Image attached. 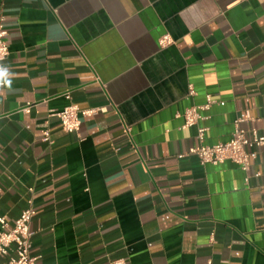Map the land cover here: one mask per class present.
I'll use <instances>...</instances> for the list:
<instances>
[{
    "label": "crops",
    "instance_id": "obj_1",
    "mask_svg": "<svg viewBox=\"0 0 264 264\" xmlns=\"http://www.w3.org/2000/svg\"><path fill=\"white\" fill-rule=\"evenodd\" d=\"M0 24V215L31 197L34 264H264V144L247 170L190 152L264 135V0H0Z\"/></svg>",
    "mask_w": 264,
    "mask_h": 264
},
{
    "label": "built area",
    "instance_id": "obj_2",
    "mask_svg": "<svg viewBox=\"0 0 264 264\" xmlns=\"http://www.w3.org/2000/svg\"><path fill=\"white\" fill-rule=\"evenodd\" d=\"M6 31L0 24V66L9 54L8 45L5 41ZM172 40L169 35L159 38L158 44L164 46ZM188 93L193 94L191 86ZM213 99L207 95L206 103L199 107H190L183 112L184 127L195 125L201 118L199 110L207 108ZM91 110H81L76 105H68L57 113L62 128L67 133L78 131L81 117L89 115ZM241 119L233 122V131L229 139L214 145H197L191 149L201 165H217L225 160H230L237 164L241 169L247 170L251 161L256 158L255 147L264 144V135L257 131L246 134L239 126ZM204 128L197 130V139L203 140ZM43 141H48V133H44ZM31 190V189H30ZM34 214L31 197L27 199L26 207L19 213L10 225L4 215H0V264H34L35 258L31 256V237L30 221ZM109 264H128L125 258L113 259Z\"/></svg>",
    "mask_w": 264,
    "mask_h": 264
},
{
    "label": "clouds",
    "instance_id": "obj_3",
    "mask_svg": "<svg viewBox=\"0 0 264 264\" xmlns=\"http://www.w3.org/2000/svg\"><path fill=\"white\" fill-rule=\"evenodd\" d=\"M8 77L9 72L7 71V69L0 66V83L10 86L11 81L8 79Z\"/></svg>",
    "mask_w": 264,
    "mask_h": 264
}]
</instances>
